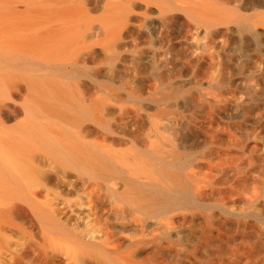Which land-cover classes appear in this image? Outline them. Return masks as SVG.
<instances>
[{
	"label": "bare ground",
	"instance_id": "1",
	"mask_svg": "<svg viewBox=\"0 0 264 264\" xmlns=\"http://www.w3.org/2000/svg\"><path fill=\"white\" fill-rule=\"evenodd\" d=\"M0 264H264V0H0Z\"/></svg>",
	"mask_w": 264,
	"mask_h": 264
},
{
	"label": "rangeland",
	"instance_id": "2",
	"mask_svg": "<svg viewBox=\"0 0 264 264\" xmlns=\"http://www.w3.org/2000/svg\"><path fill=\"white\" fill-rule=\"evenodd\" d=\"M227 106V105H226Z\"/></svg>",
	"mask_w": 264,
	"mask_h": 264
}]
</instances>
